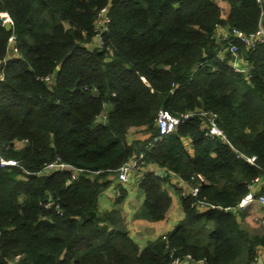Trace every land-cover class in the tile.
I'll list each match as a JSON object with an SVG mask.
<instances>
[{
  "label": "trees",
  "instance_id": "1",
  "mask_svg": "<svg viewBox=\"0 0 264 264\" xmlns=\"http://www.w3.org/2000/svg\"><path fill=\"white\" fill-rule=\"evenodd\" d=\"M1 12L13 28L0 16V264H172L188 254L258 264L264 234L245 229L236 209L257 176L255 196L264 193V42L243 50L248 78L230 52L219 57L216 36L218 26L255 31L257 0H0ZM161 108L196 113L155 141ZM200 109L218 113L227 139L205 133ZM132 126L149 137L128 143ZM140 153L150 220L171 206L172 173L199 188L181 196L184 218L143 247L119 209L98 206ZM57 157L78 168L68 185L71 170L45 169ZM118 189L116 203L127 195Z\"/></svg>",
  "mask_w": 264,
  "mask_h": 264
},
{
  "label": "built area",
  "instance_id": "2",
  "mask_svg": "<svg viewBox=\"0 0 264 264\" xmlns=\"http://www.w3.org/2000/svg\"><path fill=\"white\" fill-rule=\"evenodd\" d=\"M257 2L259 3V5L261 7V18L259 21V26L255 31L250 32V33H244L237 28L228 29L227 27H224V26H218L217 31H216V36L219 39V41L221 42V50L218 54L219 57L221 59H223L224 54L226 52H230L232 55V58L229 61L230 65L233 67L234 70L239 71V72H243L245 74V76L248 78L250 77V70L253 68V66L248 62H246V63L244 62L243 50L254 49L260 43L264 42V20H263V18H264V0H257ZM107 11H108V7L105 6L100 10V12L98 14V18L96 21V27H97V31H98V34H97L98 39H100V32H102L103 30H106L108 28V23L110 21V17L108 15ZM4 13L7 16L6 15L4 16ZM0 16H1L4 23L7 22L6 20L8 18H9L8 21L12 22L9 14L7 12H1ZM11 41H12L11 45H10V47H12L11 50L14 51L13 53H18V48L16 46V40H15L14 36H12ZM240 43L243 45V47H244L243 49H242V46ZM10 55L11 54H9V56ZM113 95H114V93H113ZM195 113H196V111H189V112L182 113L181 115H174L173 113H171L170 111H168L166 109H163V108L159 109L158 115H157V121H156L159 132H158V135L154 138V140L155 141L162 140L166 134L174 131L179 124L188 120L192 115H195ZM198 114L206 117V119H207L208 124H207L205 133L208 136H210V137L219 136L221 138L227 139L226 133L218 125V113L216 111L200 109L198 111ZM102 117L105 118L106 115L103 114ZM141 159H143V153H140L136 156H133L130 159H128L127 161H125L120 166V168L118 169V179L121 182H127V181H129L130 176L134 171H140L141 174L143 175L147 170L142 168L141 164L144 163V161H142ZM246 159L252 163L254 161V157L248 156V157H246ZM16 163H17V161L14 159L2 161V164H4V165L5 164H16ZM45 169L46 170H59V171L71 170V178H69L66 181L67 185L70 184L72 182V180L75 179L77 174H78V168L77 167H75L72 164H69L67 162H64L60 157H57L53 161L46 163ZM158 170L159 169L155 170V173L160 175V176H164L165 170L163 169L162 173H160ZM172 175H173L172 185L179 192L180 196H188V195L197 196L198 189H199L198 186L193 185L192 183H190L186 179H183L179 175H176L175 173H172ZM198 176H199V179L202 180V176L201 175H198ZM261 179L262 178L260 176H257L248 184L250 191L241 200L237 209L238 208L239 209L244 208L245 206H247L250 202H252L255 199L257 201H259V203L264 205V193L260 194L259 196L256 197L255 192H254L255 188H257V186L261 183ZM49 204L50 203H48L46 205L48 206ZM198 206L201 208H206L208 205L205 202H199ZM261 221H262V223H264L263 219ZM190 258H191L190 254H188L184 260H181V258L176 257L172 261V264L185 263V261L187 259L190 260ZM261 264H264V261L262 263V260H261Z\"/></svg>",
  "mask_w": 264,
  "mask_h": 264
},
{
  "label": "crops",
  "instance_id": "3",
  "mask_svg": "<svg viewBox=\"0 0 264 264\" xmlns=\"http://www.w3.org/2000/svg\"><path fill=\"white\" fill-rule=\"evenodd\" d=\"M133 130L136 131L133 133ZM148 137L149 134L145 133L141 127L132 126L128 130L126 139L128 143H131L135 139L144 140ZM189 149L191 150V146H189ZM141 175L140 171H134L127 182H121L118 179V174L112 176L111 183L98 197V206L100 211L113 208L119 209L125 219L130 235L140 247H143L149 240H154L158 236L172 230L184 218V211L181 205V196L175 187L171 185L168 187V191L172 202L165 218L159 221L150 220L142 207L145 194L139 188ZM119 186H123L127 190V195L120 203H116V194L120 193ZM236 210L239 213V220L245 229L250 233L264 234V223L261 221L262 219L264 220V205L255 199L244 208ZM142 234L146 238L143 244L138 241ZM261 260L263 263L264 245L258 247V264H261ZM188 264L204 263L203 261H197L189 262Z\"/></svg>",
  "mask_w": 264,
  "mask_h": 264
},
{
  "label": "water",
  "instance_id": "4",
  "mask_svg": "<svg viewBox=\"0 0 264 264\" xmlns=\"http://www.w3.org/2000/svg\"><path fill=\"white\" fill-rule=\"evenodd\" d=\"M5 27H6V29L7 30H11L12 28H13V25H12V22L11 21H7L6 23H5ZM160 173H162L163 172V169H159L158 170ZM165 174H166V172H165ZM189 263V260L187 259L186 261H185V263H180V264H188Z\"/></svg>",
  "mask_w": 264,
  "mask_h": 264
},
{
  "label": "rangeland",
  "instance_id": "5",
  "mask_svg": "<svg viewBox=\"0 0 264 264\" xmlns=\"http://www.w3.org/2000/svg\"><path fill=\"white\" fill-rule=\"evenodd\" d=\"M9 20V18L6 20V21H8ZM12 47H10V49H9V54H11L12 55ZM9 57V56H8ZM136 130H133V133L135 132ZM118 195L119 194H116V197H118ZM142 237L140 238H138V241L141 243V244H143L144 243V239H146L144 236H143V234L141 235ZM189 262H190V260H189ZM242 264H244V263H242Z\"/></svg>",
  "mask_w": 264,
  "mask_h": 264
},
{
  "label": "bare ground",
  "instance_id": "6",
  "mask_svg": "<svg viewBox=\"0 0 264 264\" xmlns=\"http://www.w3.org/2000/svg\"><path fill=\"white\" fill-rule=\"evenodd\" d=\"M6 14L4 13V16H5ZM7 16V15H6Z\"/></svg>",
  "mask_w": 264,
  "mask_h": 264
}]
</instances>
